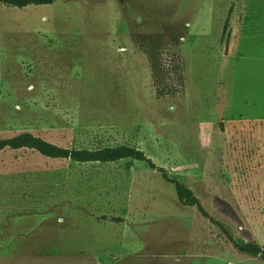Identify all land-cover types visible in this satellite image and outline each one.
<instances>
[{
    "label": "rangeland",
    "instance_id": "374dc122",
    "mask_svg": "<svg viewBox=\"0 0 264 264\" xmlns=\"http://www.w3.org/2000/svg\"><path fill=\"white\" fill-rule=\"evenodd\" d=\"M157 35L180 39L181 95L156 97L140 42ZM23 133L67 149L136 148L237 242L264 247V0L0 5V139ZM0 264L264 261L237 253L145 163L6 150Z\"/></svg>",
    "mask_w": 264,
    "mask_h": 264
},
{
    "label": "trees",
    "instance_id": "16d2710c",
    "mask_svg": "<svg viewBox=\"0 0 264 264\" xmlns=\"http://www.w3.org/2000/svg\"><path fill=\"white\" fill-rule=\"evenodd\" d=\"M59 0H0V5L16 9L27 7H41L53 5ZM229 28V20H226L223 36ZM170 43L164 35L145 37L140 42L144 55L148 58L152 78L156 90V97L164 99L181 95L185 88V63L183 58L173 49L181 46L180 39L171 36ZM10 150H30L50 160H68L75 164H113L121 161H135L145 163L152 171L161 174L163 180L175 187L178 201L183 207L196 208L198 213L220 230L233 249L253 259L264 261V247L255 241L247 243L237 242L230 229L223 223L211 217L202 206L200 200L182 182L169 177L164 168L157 167L144 152L129 146L105 147L96 150L67 149L49 143L31 133H23L10 139H0V152ZM106 220V217L101 218ZM111 222L116 224L124 223L122 218H112Z\"/></svg>",
    "mask_w": 264,
    "mask_h": 264
}]
</instances>
